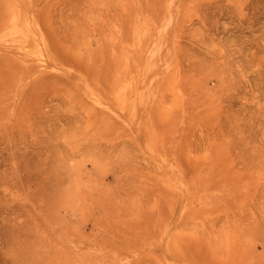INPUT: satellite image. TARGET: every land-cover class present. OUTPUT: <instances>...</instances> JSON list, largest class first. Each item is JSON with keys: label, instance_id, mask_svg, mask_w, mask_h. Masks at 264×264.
Instances as JSON below:
<instances>
[{"label": "rangeland", "instance_id": "1", "mask_svg": "<svg viewBox=\"0 0 264 264\" xmlns=\"http://www.w3.org/2000/svg\"><path fill=\"white\" fill-rule=\"evenodd\" d=\"M0 23V264H264V0Z\"/></svg>", "mask_w": 264, "mask_h": 264}, {"label": "bare ground", "instance_id": "2", "mask_svg": "<svg viewBox=\"0 0 264 264\" xmlns=\"http://www.w3.org/2000/svg\"><path fill=\"white\" fill-rule=\"evenodd\" d=\"M3 25V23H0V27Z\"/></svg>", "mask_w": 264, "mask_h": 264}]
</instances>
